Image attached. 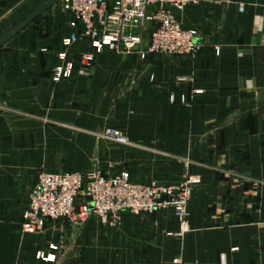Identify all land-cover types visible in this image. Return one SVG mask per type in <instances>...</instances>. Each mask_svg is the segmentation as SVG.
I'll return each mask as SVG.
<instances>
[{"label":"crops","instance_id":"crops-1","mask_svg":"<svg viewBox=\"0 0 264 264\" xmlns=\"http://www.w3.org/2000/svg\"><path fill=\"white\" fill-rule=\"evenodd\" d=\"M34 2L0 0V39ZM48 11L0 48V264H264V0H199L178 14L198 31L195 57L106 51L61 83L53 71L70 20L52 14V27L31 28ZM108 126L131 145L100 150L101 164L121 163L142 183L200 179L191 231L168 237L178 225L167 210L127 214L115 229L91 218L25 234L31 190L55 156L43 149H83Z\"/></svg>","mask_w":264,"mask_h":264},{"label":"built area","instance_id":"built-area-1","mask_svg":"<svg viewBox=\"0 0 264 264\" xmlns=\"http://www.w3.org/2000/svg\"><path fill=\"white\" fill-rule=\"evenodd\" d=\"M198 3L199 0H61L71 32L62 39V50L56 54L59 64L53 71V80L60 83L72 79L77 68H90L97 55L106 51L138 54L142 60L197 56L203 49L198 31L183 27L176 15ZM244 9L241 5L240 10ZM151 19L156 25L144 46L146 23ZM179 82L186 80L181 78ZM175 100L171 96V101ZM102 137L121 146L131 145L116 128H107ZM186 179L180 184L164 185L137 183L129 171L113 175L100 170L43 172L31 190L22 230L28 235H42L50 222L81 227L91 218L115 229L127 214L152 216L168 210L175 216L178 229L167 236L181 239L191 231L190 203L201 183L197 177ZM51 249L58 251L56 246ZM38 256L48 262L56 260L55 255Z\"/></svg>","mask_w":264,"mask_h":264},{"label":"rangeland","instance_id":"rangeland-1","mask_svg":"<svg viewBox=\"0 0 264 264\" xmlns=\"http://www.w3.org/2000/svg\"><path fill=\"white\" fill-rule=\"evenodd\" d=\"M43 2H44V0H35L33 6L30 9H22L21 10V20L24 19L25 17H27L33 10H35ZM47 14L48 15L45 18L44 17L41 18L36 24L32 25L31 28H33V29H41V28H46V27H52V25H53V24L51 25V18L52 17H50V15L52 16V14H54L53 16L58 15L59 17H63L64 19H66V15L62 12L61 0H59V2L50 11H48ZM178 14H182V13H177L176 17L179 20V22L182 23L183 27H185L187 29H194V28H189V27L185 26L184 23L179 19ZM151 16H152V14H151ZM155 25L156 24H155V22L152 19L147 21L146 28H145V32H146L145 42H146V40L149 39L150 33H151L152 29L155 28ZM194 30H196V29H194ZM144 46H146V43L144 44ZM202 51H203V49H202ZM202 51H201V53H202ZM216 54H217V56L220 55L219 50H216ZM57 60H58V58H57ZM58 64H59V62H58ZM73 77H74V75H73ZM64 81H69V80H64ZM107 128L119 129L117 127H109V126L104 128L100 133L95 134L94 137H90L91 139H93V141L91 142L90 145H89V143H87L85 145V148L80 149V150L65 148L64 146L61 145V143L58 144L57 148H54V149H43V150H46L47 152H49V155H50V153H52V154H55V156L51 157V160H49V161H51L50 162L51 164H46V167H43V169H42L43 171L41 173L52 171L50 173L59 174V173H64V172H74V171H77V170H86V171H81V172L100 170V171H102V172H104L106 174L113 175V174L120 173L121 171H129L128 168L125 165H123L121 163H117V164L113 163L109 159H107V164H105V165L101 164V162H103V161H101L100 158H99V151L100 150L104 149L107 152L111 151L113 153L115 151V152L120 153L121 150L125 151V148H122V147H128V146L118 145V144H116L114 142H111V141L106 140L105 138H103L102 134ZM119 130L127 137V135L121 129H119ZM58 139L60 141H62V140L64 141L65 140V138H60V137ZM126 149L129 150L128 148H126ZM72 153H74L73 163L72 164H67V160H70L69 158H67V156L71 155ZM80 153H82V154L80 155ZM118 153H117V155H118ZM86 155H88V157H89L88 160H87V156ZM169 160H170V162H172V163L174 162L175 164H178V163L181 164L183 162V160L179 161V159L176 156H174L173 158H171ZM185 163H187V162H185ZM84 166H86L85 169H82ZM87 168H90V169L87 170ZM44 169H46V171H44ZM55 171H57V172H55ZM59 171H62V172H59ZM190 177H194V176L192 174L188 173V172H185V173L182 174V176L176 182L167 183V184L160 183L158 181H152V182H157L159 184H164V185L180 184L183 181H185L184 179H186V178L189 179ZM152 182H150V183H152ZM137 183H142V182H138L137 181ZM144 184H146V183H144ZM197 188H198V186H197ZM197 188H196V190H197ZM190 205H191V203H190ZM55 223L56 224L63 223L65 225H68V224H66L65 222H62V221H57ZM68 226H70V225H68ZM70 227H72V226H70ZM73 228H79V227H73Z\"/></svg>","mask_w":264,"mask_h":264},{"label":"water","instance_id":"water-1","mask_svg":"<svg viewBox=\"0 0 264 264\" xmlns=\"http://www.w3.org/2000/svg\"><path fill=\"white\" fill-rule=\"evenodd\" d=\"M59 0H46L34 13L29 15L25 20H23L18 26L11 30L6 36L0 39V48L5 46L12 38L17 36L26 27L33 23L39 16L43 15L48 10L52 9Z\"/></svg>","mask_w":264,"mask_h":264}]
</instances>
